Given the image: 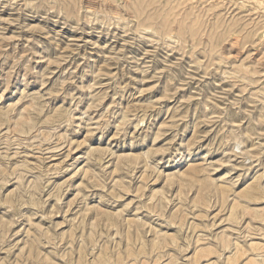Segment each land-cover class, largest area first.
<instances>
[{
	"label": "rangeland",
	"instance_id": "obj_1",
	"mask_svg": "<svg viewBox=\"0 0 264 264\" xmlns=\"http://www.w3.org/2000/svg\"><path fill=\"white\" fill-rule=\"evenodd\" d=\"M0 264H264V0H0Z\"/></svg>",
	"mask_w": 264,
	"mask_h": 264
}]
</instances>
